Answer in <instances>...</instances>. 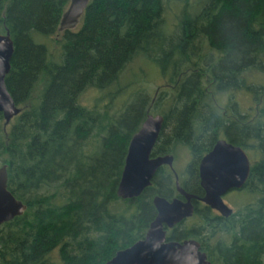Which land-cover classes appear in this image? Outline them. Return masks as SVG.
Returning <instances> with one entry per match:
<instances>
[{"label":"trees","instance_id":"trees-1","mask_svg":"<svg viewBox=\"0 0 264 264\" xmlns=\"http://www.w3.org/2000/svg\"><path fill=\"white\" fill-rule=\"evenodd\" d=\"M68 3L0 0V33L14 45L5 84L21 109L6 126L0 113V166L27 206L0 225V264H105L144 237L152 198L181 197L167 165L139 196L116 193L148 113L164 117L151 156L190 150L179 182L191 193L201 194L198 161L219 138L254 159L239 189L249 201L227 218L195 202L167 238L197 240L211 264H264V104L243 115L215 102L264 88L247 81L264 74V0H89L77 27L58 31ZM136 58L165 80L153 96L132 86L140 78L121 82Z\"/></svg>","mask_w":264,"mask_h":264},{"label":"water","instance_id":"water-1","mask_svg":"<svg viewBox=\"0 0 264 264\" xmlns=\"http://www.w3.org/2000/svg\"><path fill=\"white\" fill-rule=\"evenodd\" d=\"M88 2L89 0H69L60 17L58 31L76 28ZM13 51L14 45L9 31L0 33V113L4 118V126L21 110L5 84ZM163 122L162 115L148 113L139 129L132 135L116 193L122 199L139 196L151 184L156 171L162 165H168L175 175L176 190L183 199L179 197L167 199L155 195L152 203L156 215L144 237L116 251L105 264H211L197 240H170L167 238L166 229L172 228L193 214L194 199L203 201L228 216L232 208L222 200V196L231 189L243 187L248 179L251 165L247 151L226 138H219L199 163V180L204 189V196L200 197L187 191L181 186L175 173L172 154L151 156ZM26 207L25 203L9 191L6 164L1 165L0 225L23 214Z\"/></svg>","mask_w":264,"mask_h":264},{"label":"rangeland","instance_id":"rangeland-1","mask_svg":"<svg viewBox=\"0 0 264 264\" xmlns=\"http://www.w3.org/2000/svg\"><path fill=\"white\" fill-rule=\"evenodd\" d=\"M168 20L171 22L172 18L168 16ZM132 77L141 79V81L134 82L132 86H143L146 92H148L151 96L154 95V92L158 87L160 88L165 83V80L162 79L159 73H157V68L152 64L150 65L145 63L140 58H136L128 64L121 81L122 84L128 83ZM247 81L259 82L264 85V74L253 72L249 75ZM89 92L90 91L86 92L81 98L82 103L86 102L90 104L88 97L92 98L93 94L91 96V93ZM215 102L220 110L226 109L228 111L234 112L235 114L239 113L243 115H252L255 112L257 104H264V88L257 94V97H254L252 92H249L245 89L234 92H223L216 96ZM175 153L176 157L172 153L174 156L173 168L178 174V177L182 178V180H185V168L191 158L190 150L185 146L178 145L175 147ZM247 154L252 163L254 159L251 158V153L247 151ZM223 200L235 211L240 203L244 204L249 201V196L246 195L244 191H229L223 195Z\"/></svg>","mask_w":264,"mask_h":264},{"label":"flooded vegetation","instance_id":"flooded-vegetation-1","mask_svg":"<svg viewBox=\"0 0 264 264\" xmlns=\"http://www.w3.org/2000/svg\"><path fill=\"white\" fill-rule=\"evenodd\" d=\"M214 145V144H213ZM212 145V146H213ZM212 148V147H211ZM208 152V151H207ZM206 152V153H207ZM206 153H204L200 158H199V161H198V165H197V172H198V177H199V163H200V160H201V158L206 154ZM171 154V153H170ZM174 157V156H173ZM250 159V158H249ZM173 164H174V161H173ZM250 165H251V159H250ZM168 166V165H167ZM172 169V168H171ZM251 169V168H250ZM175 170V169H174ZM172 172H173V170H172ZM174 173V172H173ZM175 173H176V171H175ZM177 174V173H176ZM178 175V174H177ZM175 176V175H174ZM184 176H186V181H189V173H188V169H187V167L185 168V173H184ZM180 178V177H179ZM182 186V185H181ZM199 186H200V188H201V194L200 195H198V194H196V195H198V196H200V197H202V196H204V189L201 187V185H200V180H199ZM183 187V186H182ZM184 188V187H183ZM242 188V187H241ZM241 188H239V189H241ZM239 189H231V190H229V191H239ZM229 191H227V192H229ZM178 192V191H177ZM226 192V193H227ZM225 193V194H226ZM179 194V193H178ZM195 194V193H194ZM179 198H181V199H183V197L181 196V197H179ZM222 200H223V196H222ZM224 201V200H223ZM195 202H198L200 205H202V206H207L209 209H210V211L213 213V215L214 216H216V217H224V218H227L228 216H230L233 212H234V210L232 209V212H231V214H229L228 216H225V215H223V214H221L220 213V211H218L217 209H214V208H211L209 205H207V204H205L203 201H200V200H196V199H194V200H192V203H193V205H194V210H193V214L196 212V209H195ZM225 202V201H224ZM200 210V209H199ZM200 212L202 213V210H200ZM192 214V215H193ZM191 215V216H192ZM190 216V217H191ZM190 217H188V218H190ZM188 218H186V219H188ZM186 219H184V220H186ZM183 220V221H184ZM182 222V221H181ZM178 224V223H177ZM174 227V226H173ZM173 227L172 228H167V229H169V230H171V229H173ZM166 229V230H167ZM177 241H179V240H177ZM209 260V259H208Z\"/></svg>","mask_w":264,"mask_h":264}]
</instances>
